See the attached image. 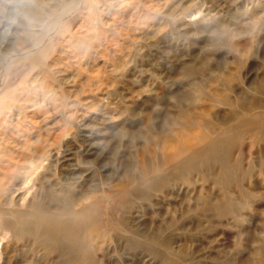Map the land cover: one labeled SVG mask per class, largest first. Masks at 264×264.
I'll list each match as a JSON object with an SVG mask.
<instances>
[{
	"label": "rangeland",
	"instance_id": "obj_1",
	"mask_svg": "<svg viewBox=\"0 0 264 264\" xmlns=\"http://www.w3.org/2000/svg\"><path fill=\"white\" fill-rule=\"evenodd\" d=\"M261 114L264 0H0V264H264Z\"/></svg>",
	"mask_w": 264,
	"mask_h": 264
},
{
	"label": "bare ground",
	"instance_id": "obj_2",
	"mask_svg": "<svg viewBox=\"0 0 264 264\" xmlns=\"http://www.w3.org/2000/svg\"><path fill=\"white\" fill-rule=\"evenodd\" d=\"M248 122L251 124L250 128L252 127L254 128L253 132L255 134H259L264 137V114H261L260 116H257L256 118L247 116L244 119H241L240 122L237 123V126L234 127L235 131L237 130L236 132H241V130L243 129V126L248 124ZM230 140H231L230 138L229 139L222 138V139L214 140L213 142H211V144L207 146L206 150L201 153L202 156H205L203 158L204 164L212 165L215 162H218L220 165V162L225 160V159L223 160L224 157H229L231 155V148H232ZM181 153H182V150H176L175 152L171 154V158L177 159ZM227 160L229 161V159ZM228 161H225L226 165ZM221 167L224 168V166L222 165ZM225 169L227 171H231V168L228 165L225 166ZM31 216L37 218L36 221L40 224L39 228L41 231H45L48 234L55 233L56 231L55 223L59 222L57 221L58 220L57 217L51 218V217L45 216L44 214L43 215L36 214V215H31ZM80 221L81 220H79L77 223H80ZM70 233H71L70 230H65L63 232L64 235L69 236V237L71 236Z\"/></svg>",
	"mask_w": 264,
	"mask_h": 264
}]
</instances>
